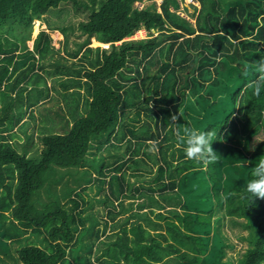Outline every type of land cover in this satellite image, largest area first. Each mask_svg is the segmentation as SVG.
Masks as SVG:
<instances>
[{"label": "trees", "instance_id": "1", "mask_svg": "<svg viewBox=\"0 0 264 264\" xmlns=\"http://www.w3.org/2000/svg\"><path fill=\"white\" fill-rule=\"evenodd\" d=\"M184 2L0 0V264H264V0Z\"/></svg>", "mask_w": 264, "mask_h": 264}, {"label": "clouds", "instance_id": "2", "mask_svg": "<svg viewBox=\"0 0 264 264\" xmlns=\"http://www.w3.org/2000/svg\"><path fill=\"white\" fill-rule=\"evenodd\" d=\"M255 64V71L264 74V55H261L260 60L255 62ZM262 82H264V76H260L254 81L253 94L257 97L261 95ZM172 120L175 121L176 117L173 116ZM181 135L183 139V151L187 159L204 164H213L217 161L218 156L213 152L211 147L216 139V130L198 131L197 129L185 126L182 129ZM252 177L244 189L247 193L246 198L250 201V204L254 199L264 200V156L256 163Z\"/></svg>", "mask_w": 264, "mask_h": 264}, {"label": "rangeland", "instance_id": "3", "mask_svg": "<svg viewBox=\"0 0 264 264\" xmlns=\"http://www.w3.org/2000/svg\"><path fill=\"white\" fill-rule=\"evenodd\" d=\"M160 1L161 0H156V3L159 4ZM191 1L193 2V0H185V2H184L185 5H186V7L188 8L187 11L186 10L185 11H182L184 17L185 16L190 17L188 13H191L192 12V8L189 7V3L192 4V5H195L196 7H198V5L196 3L193 4ZM134 6L137 7L138 9H140L142 7V4L135 3ZM190 18H191L190 19V22H193V19H192L193 17H190ZM79 20L80 19L78 18V21ZM40 30H45L44 24H41L38 21L34 22L33 35L32 36L34 37L38 33V31H40ZM49 35L52 38V44H53V46L56 49H58L61 46V43H62V37H61V35H59L56 31L49 32ZM146 35H147L146 32L140 31V32H137L136 34H134L132 37H130L127 40H130V41H135V40L136 41H143V40H146L147 39V36ZM153 36H155V34H153ZM28 45H29V47H31V42H29ZM90 46L93 47V48H95V47H104V45L99 44L97 42H94L93 40H91ZM108 157H109V155H108ZM93 194H94V192H91L90 193V196L93 195ZM243 249L244 248H243V245L242 244H236L235 251H233V252L232 251H229L228 252V255H234L235 256L236 253L242 252Z\"/></svg>", "mask_w": 264, "mask_h": 264}, {"label": "crops", "instance_id": "4", "mask_svg": "<svg viewBox=\"0 0 264 264\" xmlns=\"http://www.w3.org/2000/svg\"><path fill=\"white\" fill-rule=\"evenodd\" d=\"M58 34H59V33H58ZM59 35H60V34H59ZM35 36H36V35H35ZM35 36H34V37H35ZM34 37H33V38H34ZM61 37H62V36H61ZM62 40H63V37H62ZM28 46H29V45H28ZM31 47H32V41H31ZM31 47H29V48H31Z\"/></svg>", "mask_w": 264, "mask_h": 264}, {"label": "built area", "instance_id": "5", "mask_svg": "<svg viewBox=\"0 0 264 264\" xmlns=\"http://www.w3.org/2000/svg\"><path fill=\"white\" fill-rule=\"evenodd\" d=\"M104 48H108V46L106 45V46H104Z\"/></svg>", "mask_w": 264, "mask_h": 264}]
</instances>
